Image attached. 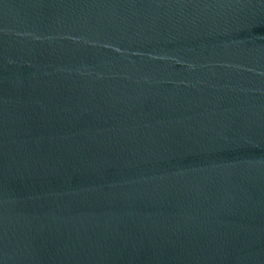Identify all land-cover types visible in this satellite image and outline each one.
<instances>
[{
    "label": "water",
    "instance_id": "95a60500",
    "mask_svg": "<svg viewBox=\"0 0 264 264\" xmlns=\"http://www.w3.org/2000/svg\"><path fill=\"white\" fill-rule=\"evenodd\" d=\"M0 264H264V0H0Z\"/></svg>",
    "mask_w": 264,
    "mask_h": 264
}]
</instances>
